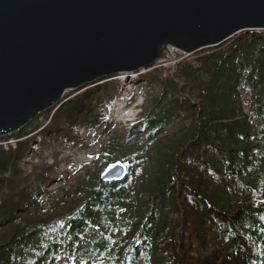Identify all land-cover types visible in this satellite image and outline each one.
Segmentation results:
<instances>
[{
	"label": "trees",
	"instance_id": "1",
	"mask_svg": "<svg viewBox=\"0 0 264 264\" xmlns=\"http://www.w3.org/2000/svg\"><path fill=\"white\" fill-rule=\"evenodd\" d=\"M174 57L137 73L131 94L104 78L0 138L17 143L0 149V264H264V30ZM141 92L138 119L115 122L117 101ZM76 129L102 157L49 191L58 159L21 164L37 136L84 147ZM114 160L127 178L101 184Z\"/></svg>",
	"mask_w": 264,
	"mask_h": 264
},
{
	"label": "water",
	"instance_id": "2",
	"mask_svg": "<svg viewBox=\"0 0 264 264\" xmlns=\"http://www.w3.org/2000/svg\"><path fill=\"white\" fill-rule=\"evenodd\" d=\"M264 30V0H0V138L70 91ZM118 161L100 183L121 182Z\"/></svg>",
	"mask_w": 264,
	"mask_h": 264
},
{
	"label": "rangeland",
	"instance_id": "3",
	"mask_svg": "<svg viewBox=\"0 0 264 264\" xmlns=\"http://www.w3.org/2000/svg\"><path fill=\"white\" fill-rule=\"evenodd\" d=\"M176 53H180L176 50H171L170 54H167L165 59L161 60L160 64L157 65V68L161 69L162 67H175L176 59L174 55ZM168 72L167 70L165 71ZM145 73V72H140ZM139 74L137 73H126L120 74L115 80L121 83L119 91L124 95L131 94L134 90V84L139 78ZM72 91L67 94H71ZM136 93V92H134ZM138 93V92H137ZM144 95L141 92L137 100L134 104L128 105V101L126 99L118 100L114 105L111 111V116L113 120L119 124L130 125L138 119V115L141 113V107L144 104ZM132 111L135 112V116L132 118L127 117L126 115ZM76 132H79V136L82 139L87 140L84 147H76L72 144L62 143L60 142V146L57 143L52 144L50 147L46 148L47 139L37 136V142L32 145L29 153L25 156V160L22 162L21 166L24 170H31L35 165L44 164L54 165L55 159L61 163L58 168L55 169L54 173H51L50 176L53 178L52 181L47 183L46 189L49 191L59 190V189H69L71 185L70 180L61 179V173L66 172L67 168L71 164H84L90 163L91 167L92 163L96 162L101 155V147L103 143L94 144V137L90 136L84 129H76ZM93 144V146H91ZM17 145V143H16ZM47 154V155H46ZM50 154V155H49ZM53 154V155H52ZM112 157H114L113 153H111ZM41 157V158H40ZM117 162L116 160H114Z\"/></svg>",
	"mask_w": 264,
	"mask_h": 264
},
{
	"label": "built area",
	"instance_id": "4",
	"mask_svg": "<svg viewBox=\"0 0 264 264\" xmlns=\"http://www.w3.org/2000/svg\"><path fill=\"white\" fill-rule=\"evenodd\" d=\"M11 147L16 148V140L2 141L0 140V149L9 150Z\"/></svg>",
	"mask_w": 264,
	"mask_h": 264
},
{
	"label": "bare ground",
	"instance_id": "5",
	"mask_svg": "<svg viewBox=\"0 0 264 264\" xmlns=\"http://www.w3.org/2000/svg\"><path fill=\"white\" fill-rule=\"evenodd\" d=\"M95 83V82H94ZM92 84V83H91ZM135 112L133 113L132 111H130L126 116L127 117H130V118H132L133 116H135ZM87 142V141H86ZM52 147V146H51ZM11 150V149H10ZM47 155V154H46ZM50 155V154H49ZM53 155V154H52ZM41 158V157H40ZM91 163V162H90Z\"/></svg>",
	"mask_w": 264,
	"mask_h": 264
},
{
	"label": "clouds",
	"instance_id": "6",
	"mask_svg": "<svg viewBox=\"0 0 264 264\" xmlns=\"http://www.w3.org/2000/svg\"><path fill=\"white\" fill-rule=\"evenodd\" d=\"M172 50H174V49H172ZM143 72H145V71H143ZM140 73V72H139Z\"/></svg>",
	"mask_w": 264,
	"mask_h": 264
}]
</instances>
